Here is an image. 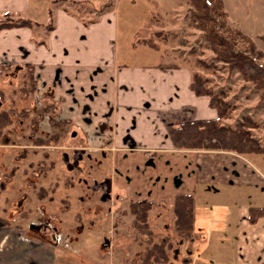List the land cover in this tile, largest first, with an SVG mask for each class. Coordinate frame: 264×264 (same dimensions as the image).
<instances>
[{"label":"crops","instance_id":"crops-1","mask_svg":"<svg viewBox=\"0 0 264 264\" xmlns=\"http://www.w3.org/2000/svg\"><path fill=\"white\" fill-rule=\"evenodd\" d=\"M64 1L0 0V21L29 20L0 26V82L4 72H29L32 93L44 95L52 119L40 116L50 123L61 120L84 148L109 151L123 193L129 199H150L153 207L164 205L171 231L173 193H191L198 235L189 264L193 259L198 264H264V213L249 221L246 210L264 205V166L255 163L264 154L174 148L166 124L214 116L207 96L189 88L190 68L175 61L120 60L118 53L127 50L119 48L110 6L82 15ZM129 17L122 24L130 23ZM130 39L128 35L126 46ZM147 47L140 43L136 53ZM39 126L49 131L42 121ZM46 144L31 141L33 146ZM7 146L0 142V194ZM1 216L0 224H6ZM159 220L164 228L167 224ZM175 239L181 247L187 242ZM218 246L225 248L222 263L218 257L203 259L208 247ZM0 264L8 263L0 257Z\"/></svg>","mask_w":264,"mask_h":264},{"label":"rangeland","instance_id":"rangeland-1","mask_svg":"<svg viewBox=\"0 0 264 264\" xmlns=\"http://www.w3.org/2000/svg\"><path fill=\"white\" fill-rule=\"evenodd\" d=\"M64 4L82 15H95L109 5L117 20L119 48L127 50L118 53L120 60L124 57L125 61H175L187 65L206 78L211 91H220L222 98L232 105L219 121L232 125L247 116L254 122L249 127L251 135L264 144V108L255 104L258 90L249 80L242 79L236 68H228L224 61L212 58L201 30L189 19L187 0H65ZM221 5L225 23L237 28L263 51L264 0H221ZM128 13L131 22L122 24ZM138 14L140 19L143 16L140 23L134 17ZM128 35L131 42L126 46ZM136 37L150 38L155 46L136 53L140 44ZM196 59L211 66H201L195 63ZM32 88L26 70L20 74L4 72L0 82V108L6 109L10 117L0 134V142L9 145L3 157L4 189L0 194L4 210L0 215L7 221L0 224V257L8 264L136 262L141 243L129 223L128 198L117 183L109 151L86 149L65 124L50 123L47 117L52 118V114L44 109L48 102L43 94H33ZM43 113L46 118L41 117ZM41 121L49 131H40ZM49 135L45 146L31 145L34 136ZM33 148L37 151H30ZM262 157L255 163L264 166ZM39 186L46 191L38 195ZM151 207L149 225L156 233L170 235L171 260L177 264L186 256L192 260L193 252L189 254V249L193 250L194 239L181 247L171 231L167 208L161 203ZM159 210L161 215L157 218ZM160 217L167 224L164 228ZM224 252L223 246L208 247L202 253L203 259L219 258L222 263ZM193 261L190 264H198Z\"/></svg>","mask_w":264,"mask_h":264},{"label":"trees","instance_id":"trees-1","mask_svg":"<svg viewBox=\"0 0 264 264\" xmlns=\"http://www.w3.org/2000/svg\"><path fill=\"white\" fill-rule=\"evenodd\" d=\"M190 4L189 19L201 30V34L212 51V58L224 61L228 68H236L242 79L249 80L258 90L255 104L264 108V50L256 48L253 42L237 28L230 27L224 21L221 0H187ZM14 23L29 24L27 19L0 21V26ZM136 42L154 47L150 38L136 37ZM239 40V41H238ZM195 63L209 67L210 63L196 59ZM28 76H29V72ZM189 88L196 94H205L207 102L214 110V116L195 117L166 124L165 131L174 148L180 149H220L238 154H264V144H259L249 131L254 122L247 116L241 117L232 125L221 123L232 105L222 98V93L211 91L206 85V78L196 71H191ZM1 96V91H0ZM47 110V106H44ZM21 111V109L19 110ZM49 119H52L49 116ZM10 122L6 109L0 108V134L3 126ZM61 120H52L53 124ZM46 137L34 136V143H47ZM264 173V171H263ZM41 193L46 188L39 186ZM150 199H127L126 210L130 215V225L137 235L141 248L137 261L132 264H177L171 260L168 247L170 235L156 233L149 225L148 214ZM169 210L172 216V229L176 238L189 241L197 237L193 229L194 199L188 192H175L171 197ZM247 218L254 220L264 213V205H248ZM188 246V245H187ZM188 256L181 258L179 264H189Z\"/></svg>","mask_w":264,"mask_h":264}]
</instances>
